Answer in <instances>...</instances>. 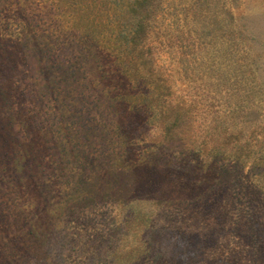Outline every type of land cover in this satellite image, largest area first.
<instances>
[{"label":"rangeland","instance_id":"374dc122","mask_svg":"<svg viewBox=\"0 0 264 264\" xmlns=\"http://www.w3.org/2000/svg\"><path fill=\"white\" fill-rule=\"evenodd\" d=\"M160 1L167 137L102 102L109 58L64 71L82 47L54 0H0V264H264V0Z\"/></svg>","mask_w":264,"mask_h":264},{"label":"trees","instance_id":"16d2710c","mask_svg":"<svg viewBox=\"0 0 264 264\" xmlns=\"http://www.w3.org/2000/svg\"><path fill=\"white\" fill-rule=\"evenodd\" d=\"M60 11L64 28L72 30L81 41L82 56L75 58L76 68L69 67V73L76 81H92V72L87 63L90 62L88 54L92 50L99 52L101 59L109 58L118 66L120 77L124 84L105 83L102 88V102L108 98L117 104L125 105L131 111L136 110L144 116L162 121L164 137L174 133L177 123L183 117V107L179 103L162 105V101L172 94L170 88L155 79L150 65L145 57L150 53V47L145 45V39L150 26V18L160 6V0H54ZM76 6L80 11L78 18L71 15L67 9ZM71 16H70V15ZM149 48V50L147 49ZM137 52V55L135 54ZM97 68V71L99 70ZM106 67V65H105ZM102 78L114 76L113 71L101 69ZM82 87V85L80 84ZM106 99V100H105ZM160 103V104H159ZM173 105L174 115L167 110ZM99 106V104H98ZM106 108V106H105ZM99 109V108H98ZM101 115L104 112L99 109ZM134 120L135 127L144 125V117ZM146 116V117H148ZM146 127V126H145ZM142 131H138L143 139ZM168 140V138H167ZM142 141V140H141ZM195 184H193L194 186ZM192 188V187H191Z\"/></svg>","mask_w":264,"mask_h":264}]
</instances>
